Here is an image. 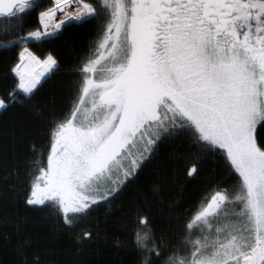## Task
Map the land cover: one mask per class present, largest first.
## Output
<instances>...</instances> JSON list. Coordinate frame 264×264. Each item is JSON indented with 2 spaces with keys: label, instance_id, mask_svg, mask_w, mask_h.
Segmentation results:
<instances>
[{
  "label": "snow or ice",
  "instance_id": "obj_1",
  "mask_svg": "<svg viewBox=\"0 0 264 264\" xmlns=\"http://www.w3.org/2000/svg\"><path fill=\"white\" fill-rule=\"evenodd\" d=\"M0 20V115L28 111L47 144L46 162L31 145L23 175L0 164V182L47 211L78 255L101 239L93 213L162 145L181 139L195 149L188 158H220L196 211L161 220L132 199L107 255L98 248L87 264H264V0H0ZM72 28L94 38L63 73L60 105L41 106L34 98L61 66L33 45ZM31 246L17 249L22 264H54Z\"/></svg>",
  "mask_w": 264,
  "mask_h": 264
},
{
  "label": "trees",
  "instance_id": "obj_2",
  "mask_svg": "<svg viewBox=\"0 0 264 264\" xmlns=\"http://www.w3.org/2000/svg\"><path fill=\"white\" fill-rule=\"evenodd\" d=\"M35 23V17L31 18ZM6 20H0V42L3 41ZM90 37L87 29L72 28L52 43L33 45L34 49L47 53L51 51L59 59L60 71L49 74L43 87L34 98L43 105H60L66 91L67 76L63 73L70 67L75 57L87 45ZM15 49L11 53L16 59ZM4 91V81L0 80V94ZM35 143L37 151L45 150L46 140L40 136L39 128L33 123L32 115L24 109H12L0 115V164L7 162V171L19 169L20 175L25 172L24 164L31 159V145ZM187 141L177 139L161 146L159 152L139 175L136 183L129 186L121 198L111 208L107 206L93 213L92 225L98 224L101 239L89 244L79 255L73 238L67 233L56 230V222L47 211H35L25 205L19 192L6 187L0 182V264H22L23 256L17 251L25 241L32 246L26 247L27 252L37 248L46 252L47 258L54 264H79V262L96 261V250L99 248L104 255L111 245V239L120 233L121 205L132 199H146L151 205L150 211L161 220L176 211L181 213L194 212L205 196L210 195L211 186L220 174V158L189 157L194 152ZM196 163L200 169L195 178L186 176L185 169ZM5 169L0 167V176ZM9 184H19L15 175L8 177ZM107 236L105 240L103 237Z\"/></svg>",
  "mask_w": 264,
  "mask_h": 264
},
{
  "label": "rangeland",
  "instance_id": "obj_3",
  "mask_svg": "<svg viewBox=\"0 0 264 264\" xmlns=\"http://www.w3.org/2000/svg\"><path fill=\"white\" fill-rule=\"evenodd\" d=\"M49 75V74H48Z\"/></svg>",
  "mask_w": 264,
  "mask_h": 264
}]
</instances>
